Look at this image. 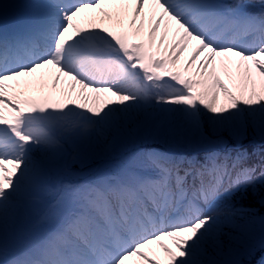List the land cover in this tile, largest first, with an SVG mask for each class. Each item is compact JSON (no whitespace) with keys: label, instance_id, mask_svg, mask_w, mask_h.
<instances>
[{"label":"snow or ice","instance_id":"6c2138e0","mask_svg":"<svg viewBox=\"0 0 264 264\" xmlns=\"http://www.w3.org/2000/svg\"><path fill=\"white\" fill-rule=\"evenodd\" d=\"M249 7L224 0H37L18 30L0 31V264H206V242L220 226L218 202L264 182V171L255 177L254 168L240 167L242 151L223 163L214 151L203 163L135 154L115 174L66 187L62 206L49 213L54 223L32 233L11 258L7 235L70 139L103 142L141 116L199 130L204 112L216 123L238 121V138L249 126L264 135V12ZM97 10L115 26L98 22ZM62 78L67 86L58 88Z\"/></svg>","mask_w":264,"mask_h":264},{"label":"rangeland","instance_id":"374dc122","mask_svg":"<svg viewBox=\"0 0 264 264\" xmlns=\"http://www.w3.org/2000/svg\"><path fill=\"white\" fill-rule=\"evenodd\" d=\"M19 1L20 0H0V22H3L4 19L9 16L11 11H14L10 8L4 14V16H2V7L4 5L16 4ZM227 1L229 2L228 4L233 5H249L251 3L253 5L248 8V11L257 15L264 12V8L261 7V0H248V3L247 0ZM255 4H259L260 8ZM99 15L102 16V13L99 12ZM106 22H109V20L106 19ZM251 39L252 38L249 36L246 40L250 41ZM221 78L225 79V82L228 83L227 78L224 77L222 73ZM34 79L39 80V74H37L36 78ZM45 80L47 84L50 83V81L46 78ZM66 86L67 85H65V87ZM229 86L231 87V84H229ZM166 90L167 89H159L158 91ZM49 91H51V89H49ZM44 92H46L45 89ZM28 94L39 96L42 93L39 91H29ZM221 103H224L223 95L221 96ZM221 115L223 117H227L228 113H223ZM212 116L213 114L211 113H203L200 119L199 130L182 127L175 121L157 120L154 117L151 119H145L143 116H141L137 120L125 124L118 131H113L114 133L116 132L118 136L111 140H108L109 138L107 134L106 139L103 142H97L94 137H90L88 140H68V142L63 144V150L61 154L52 160L48 165L61 161L70 153H75L72 156L73 159H75L77 154H79L81 158L83 157L84 160H86L84 163L85 166L82 167L81 171L75 172L74 170H70L67 172V174H81L84 178H76V181L70 183L63 182L62 184L59 182L57 183L59 185L58 186L49 181V178L45 172L44 188L42 191L47 198L46 202L49 204L48 206H51V209H56L52 206L54 205V202L58 200V202L60 201L59 204L61 207L62 197L66 187L83 184L88 182L87 179L95 178L89 174L90 170L92 169L91 166H93L91 162L92 160L104 162L105 160L112 158L116 160V162H119L123 165L126 162L125 160L123 161V157L131 152L132 147L138 149V147L151 144L156 147V152L166 153L169 155L177 152L179 157H186V154L190 152H198L202 147L211 146V149H214L212 147L213 144L211 138L217 136H227L229 140H232L235 145L238 146L244 142L247 136H251L252 140H256L259 144L264 143V135L261 134L259 129H254L253 127L249 126L247 134L238 138L236 136L238 121L225 120L222 123H216L212 119ZM147 124L149 125L148 127ZM120 142H123L125 147L114 151V145ZM65 147H67L66 150H64ZM65 151L72 152L65 153ZM34 158L40 160L43 158V154L36 152L34 154ZM56 159L57 161H55ZM52 187H54L55 190H53ZM248 188L252 190L251 185H249ZM241 190H243V194H245V189L241 188L240 190L231 194H234L236 196L235 198H231V200L224 198L220 200V203L217 205V214L220 218V226L213 236L210 237L206 242L205 253L202 257L206 264H250L254 259L257 258L259 264H261V261H264V216L258 217L253 215L250 217V213H248L250 212V209H252L250 206L258 204L264 205V199H259L258 195L253 192L249 194L250 199L246 200L241 194H239L242 192ZM260 193L264 198V192ZM24 203L25 206L29 204L34 206L35 204L36 207H38L44 205L45 201L39 194L38 197L26 199ZM20 213L21 218L18 222V225L8 232L7 242H10L13 236H16L23 226L30 224L28 216L25 212H23V208L20 209ZM53 223V217L48 214L46 217H41L37 225L32 226V228L36 230L37 226H40L42 230H44L50 227ZM225 245L228 246L227 251H224ZM259 254H262V259H259ZM160 255L163 257V253ZM254 256L255 258H253Z\"/></svg>","mask_w":264,"mask_h":264},{"label":"bare ground","instance_id":"6f19581e","mask_svg":"<svg viewBox=\"0 0 264 264\" xmlns=\"http://www.w3.org/2000/svg\"><path fill=\"white\" fill-rule=\"evenodd\" d=\"M35 2H37V0H20V1H19L18 3H16V4H13V5H5V6L2 8V10H1L2 15H3L5 12H7L10 8H11V9L13 8V9L16 10L17 16H16V18L11 22V23H12L11 25H6L5 23H1V24H0V31L6 30V29L13 30L16 26L20 28V27L22 26L21 24L24 23V21L26 20V18H27V16H28V15H27V13H28L27 10H29L28 5H30V4H32V3H35ZM224 2L227 3L226 1H224ZM104 11H105V12H111L112 9H110V8H108V7H105ZM94 15L96 16L98 22H99L101 19H103V23H104V19H105V18H104L103 16H102V17H99V10H97V12H96ZM114 26H115V21H114V20L110 21V22H109V27H114ZM47 78H49V77H47ZM58 88H64V81H63V79H62L61 84L58 85ZM77 102L79 103V101H77ZM148 126H149V125L147 124V127H148ZM145 129H146V128H145ZM124 147H125V144H124L123 142L116 143V144L114 145V149H120V148H124ZM146 147H147V148H152V145L150 144V145H147ZM137 151H138L137 148L132 147L131 152L128 153V154H126L125 157L123 158V160L129 159L132 155H135V154L137 153ZM43 199L45 200V198H43ZM54 206L57 207L56 202H55ZM20 218H21V215H20V213H18V216H17L16 221H15L13 224H11V225L9 226V230H8V232H9L10 230H12L14 227H16V226L18 225V222H19Z\"/></svg>","mask_w":264,"mask_h":264},{"label":"trees","instance_id":"16d2710c","mask_svg":"<svg viewBox=\"0 0 264 264\" xmlns=\"http://www.w3.org/2000/svg\"><path fill=\"white\" fill-rule=\"evenodd\" d=\"M246 138H247V140L248 139H251V137H249V136H247ZM215 143H216V145H225V144L231 143V141H229V139L227 138V136H221V137H217ZM252 192H254L256 195H258V198L259 199L260 198L264 199L262 197L261 193H260V192H264V182L257 181L253 185ZM245 197H246L247 200L250 199L249 192H246ZM250 207L252 208L251 209V212L257 214L259 217L264 216V205H261V206H259V205H253V206H250ZM250 216H252V214H250Z\"/></svg>","mask_w":264,"mask_h":264}]
</instances>
